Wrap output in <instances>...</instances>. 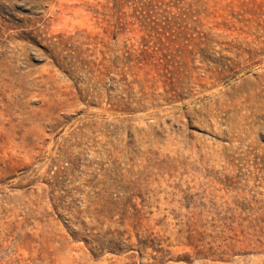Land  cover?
Listing matches in <instances>:
<instances>
[{
  "label": "rangeland",
  "instance_id": "obj_1",
  "mask_svg": "<svg viewBox=\"0 0 264 264\" xmlns=\"http://www.w3.org/2000/svg\"><path fill=\"white\" fill-rule=\"evenodd\" d=\"M0 264H264V0H0Z\"/></svg>",
  "mask_w": 264,
  "mask_h": 264
},
{
  "label": "trees",
  "instance_id": "obj_2",
  "mask_svg": "<svg viewBox=\"0 0 264 264\" xmlns=\"http://www.w3.org/2000/svg\"><path fill=\"white\" fill-rule=\"evenodd\" d=\"M119 1V0H118Z\"/></svg>",
  "mask_w": 264,
  "mask_h": 264
}]
</instances>
